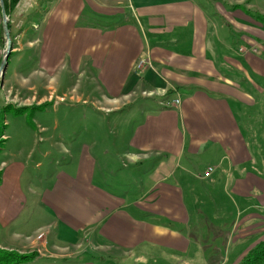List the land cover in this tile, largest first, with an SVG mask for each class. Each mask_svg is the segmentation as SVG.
<instances>
[{"label":"crops","instance_id":"1","mask_svg":"<svg viewBox=\"0 0 264 264\" xmlns=\"http://www.w3.org/2000/svg\"><path fill=\"white\" fill-rule=\"evenodd\" d=\"M251 2L30 4L13 55L37 65L4 74L0 110L73 99L86 73L102 131L77 151L45 113L2 117L0 249L36 253L26 264H239L264 241L247 143L264 116V6Z\"/></svg>","mask_w":264,"mask_h":264},{"label":"rangeland","instance_id":"2","mask_svg":"<svg viewBox=\"0 0 264 264\" xmlns=\"http://www.w3.org/2000/svg\"><path fill=\"white\" fill-rule=\"evenodd\" d=\"M39 1L41 0H32V1L24 0L23 2L20 1L18 2L14 10L12 11L11 16L10 17L7 16L9 19V23H11L10 38L12 42V50L9 54L10 57L8 56V59H7L8 65L5 71L6 76L11 75L14 70H18L22 73L31 72V70L34 69L37 65V60L36 61L32 60L31 62H27V61L21 60L20 57L18 59L16 57L17 55H13V54L16 52L15 47L18 44V41L16 40L17 39L16 35L21 30H23L24 20L28 18L30 19L32 17L26 14L27 11H25V9L32 10V8H29L30 7L29 5L31 4L34 7L37 4V2L39 3ZM226 1H230V0H226ZM250 1H252L251 3H253L255 0H250ZM256 1H258V5H257V2H254V4L257 7L264 6V0H256ZM17 6L19 7L22 6V7H20L19 9L17 8ZM36 9L37 8L35 6L34 10H32V13ZM96 25L99 27L100 21L96 22ZM0 39H1L2 46H3L1 60H0V63H1L2 58L4 56L3 53L5 50V44H6L5 38L2 34V29H1ZM26 54H27V51L25 52L23 51L20 56H23L24 58H26ZM142 61L146 63L140 64ZM149 65H150L149 59L146 57H142L137 64V69L139 70L144 67H148ZM94 75L95 77L97 76V74H94ZM88 78H89L88 75L86 73H83V77H77L75 75L73 76L72 80H70L71 81L70 86L75 85L77 89V91H75V94H73V99L67 98L65 101L54 102L53 104L43 105L42 107L31 106L23 110L22 113H24L26 116L29 117V123L31 122L33 123L32 116H37L38 114H41V113L47 114V117H45V119H48V118L56 119L59 125V131L63 133V137L65 138L64 143L68 145L73 143L76 150L79 151V149L82 147L80 146V144L83 145L84 141H86L87 138L98 136L99 132L102 131L101 129L102 126L100 125V122L102 121V119L100 115H98L99 112L97 111L96 106H94L93 104H90L88 100V94L90 92L94 98H99V94H101V92L99 91L100 84L98 80H95L94 82V81H89ZM86 82H88L87 84V86L89 87L88 92H85V88L83 89V85ZM162 93H164L165 95L166 93L165 90ZM77 98H80V100L77 101ZM175 101L176 100H174V103ZM142 102L143 101L139 99L137 103L141 105ZM16 110L17 109H12L10 107L4 113H2V111L0 110V122H1L2 117L4 116L6 117V115L10 116L11 119L14 118V116L16 115H22V113L16 114L15 113ZM46 112H49V113H46ZM23 118L24 117H22L21 120H23ZM111 119L112 118L109 117L108 120L105 122H108ZM255 121H256L255 122L256 126L254 128V131L252 132H254L257 135L248 136V139H247V143L250 146L249 147L250 153L253 157L252 158L253 165L252 164L248 165V168L252 171L254 170L258 171L259 169L261 170V168L264 167V116L262 118L257 117ZM88 132L89 134L87 135ZM244 135H246V131H244ZM0 147H1V143H0ZM65 147L67 148V145H65ZM49 164L50 162L48 160L44 161L43 168H42L44 171H42V173H40L38 170L35 172L37 174L39 173L40 176L46 175L49 169ZM209 168H212L214 171L213 167H209ZM205 172H203L202 178L207 179V177H204ZM0 251L8 253V254L10 253L3 249H0ZM233 251H237V250L233 248Z\"/></svg>","mask_w":264,"mask_h":264},{"label":"trees","instance_id":"3","mask_svg":"<svg viewBox=\"0 0 264 264\" xmlns=\"http://www.w3.org/2000/svg\"><path fill=\"white\" fill-rule=\"evenodd\" d=\"M21 0H4L5 12L8 17L11 16L12 11ZM236 8V7H235ZM258 21L264 26V18L256 17ZM9 29H11V23H9ZM3 34V33H2ZM4 43V42H3ZM10 57V56H9ZM26 108H20L15 111L16 114L22 113ZM8 107L2 108V113L6 112ZM1 178V175H0ZM36 253H30L26 255H19L14 252L5 253L0 251V264H26L33 261L36 257ZM264 263V241L257 243L251 248L241 259L239 264H263Z\"/></svg>","mask_w":264,"mask_h":264},{"label":"water","instance_id":"4","mask_svg":"<svg viewBox=\"0 0 264 264\" xmlns=\"http://www.w3.org/2000/svg\"><path fill=\"white\" fill-rule=\"evenodd\" d=\"M0 11H1V18H2V24L1 29L3 36L5 38L6 44H5V50H4V56L2 58V61L0 63V86H2L3 80H4V74L7 68V59L8 56L12 50V42L10 38V29L8 27L9 25V19L5 13V7H4V0H0Z\"/></svg>","mask_w":264,"mask_h":264},{"label":"built area","instance_id":"5","mask_svg":"<svg viewBox=\"0 0 264 264\" xmlns=\"http://www.w3.org/2000/svg\"><path fill=\"white\" fill-rule=\"evenodd\" d=\"M27 1V0H26ZM28 1H32V0H28ZM1 24H2V18H1V11H0V34H1ZM2 43H1V39H0V58L2 55ZM146 62L142 61L140 64H145ZM148 95H152V94H148ZM180 103L179 99H176L175 101V105H178ZM213 169L212 168H208L207 171L204 174V177H210L211 173H212Z\"/></svg>","mask_w":264,"mask_h":264},{"label":"bare ground","instance_id":"6","mask_svg":"<svg viewBox=\"0 0 264 264\" xmlns=\"http://www.w3.org/2000/svg\"><path fill=\"white\" fill-rule=\"evenodd\" d=\"M3 55H4V53H3ZM0 60H1V58H0Z\"/></svg>","mask_w":264,"mask_h":264}]
</instances>
